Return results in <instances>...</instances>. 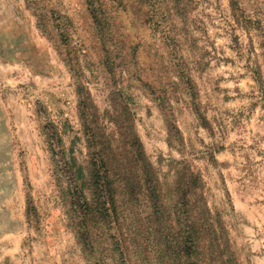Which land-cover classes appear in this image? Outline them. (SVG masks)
<instances>
[{"label": "rangeland", "instance_id": "rangeland-1", "mask_svg": "<svg viewBox=\"0 0 264 264\" xmlns=\"http://www.w3.org/2000/svg\"><path fill=\"white\" fill-rule=\"evenodd\" d=\"M0 197V264H264V0H0Z\"/></svg>", "mask_w": 264, "mask_h": 264}, {"label": "crops", "instance_id": "crops-1", "mask_svg": "<svg viewBox=\"0 0 264 264\" xmlns=\"http://www.w3.org/2000/svg\"><path fill=\"white\" fill-rule=\"evenodd\" d=\"M18 198H20V202L18 200V204L20 203L21 205L22 203L21 195L20 197L18 196ZM14 205H15V202L13 203L12 198L10 200L8 199L2 200V197H0V210H3L6 213L4 218L9 217L10 214L14 212V210L17 212V210L14 209L15 208ZM20 209H21V206H20ZM20 209L18 208V211ZM24 233H25L24 230H5L1 232L0 235H4L5 240L2 241L3 243L0 245V252L6 253V254L15 253V251H17L18 248L20 247ZM0 258H4V256Z\"/></svg>", "mask_w": 264, "mask_h": 264}, {"label": "trees", "instance_id": "trees-1", "mask_svg": "<svg viewBox=\"0 0 264 264\" xmlns=\"http://www.w3.org/2000/svg\"><path fill=\"white\" fill-rule=\"evenodd\" d=\"M260 77H261L260 73L256 72L257 82H261ZM189 222H190V225L188 227V230H192V231L195 230V226L194 225H196V224L195 223H191L190 220H189ZM221 259H222V262L224 264H237L236 261L234 262V260H233L234 258L232 256V254L230 253V251L227 250V248L222 249V251H221Z\"/></svg>", "mask_w": 264, "mask_h": 264}]
</instances>
